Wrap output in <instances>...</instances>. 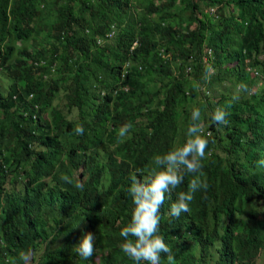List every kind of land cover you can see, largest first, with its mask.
Here are the masks:
<instances>
[{"label":"trees","instance_id":"trees-1","mask_svg":"<svg viewBox=\"0 0 264 264\" xmlns=\"http://www.w3.org/2000/svg\"><path fill=\"white\" fill-rule=\"evenodd\" d=\"M157 1L0 0V73L2 79L1 70L7 68L11 74L6 97L0 80V264H24L21 254L41 246L43 251L32 264H84L72 246L92 225L98 248L108 251L101 264H135L123 254L122 261H115L116 246L123 241L119 230L114 228L111 234L110 218L91 216L102 210L110 195L95 187L91 167L97 169L101 159L86 153L83 137L91 135L90 145L109 150L116 141L112 135L131 124L123 145L140 155L136 141L140 129L133 126L145 115L160 133L172 123L168 137L180 138L175 120L183 113L184 131L189 115L185 105L198 82L217 91L214 101L205 98L199 104L203 131H213L201 161L205 196L197 191L190 212L178 219L162 218L159 234L172 249L176 264H195L196 253L170 226L184 221L195 234L194 223L202 224L205 214L230 216L251 195L253 213H264V169L253 162L264 146V0H226L229 13L222 7L218 18L205 10V0ZM134 4L140 8L134 9ZM27 7L33 10L29 17ZM112 26L115 38L98 44L96 34ZM205 34L212 47L214 72L200 63ZM167 43L174 45V61L182 65L177 78L164 68L168 61L157 54V46L167 47ZM125 59L137 61L140 67H127L121 75ZM15 62L26 66L17 70L12 67ZM185 65H190L189 73ZM36 71L48 76L37 77L34 84L30 80ZM31 91L34 94L28 98ZM218 107L228 112L227 125L212 124L210 113ZM77 125L83 126L84 133L63 162L55 131L73 133ZM31 144H42L46 150L34 152ZM81 165L80 180L74 170ZM22 166L23 190L3 192L5 173H15ZM51 173V187L29 188ZM64 176L72 182H65ZM80 182L82 189L75 186ZM111 200L113 210L109 204L101 213L114 211L115 219L124 221L127 197L113 194ZM201 238L202 248L210 241L201 243ZM161 264H167L166 256Z\"/></svg>","mask_w":264,"mask_h":264},{"label":"clouds","instance_id":"clouds-1","mask_svg":"<svg viewBox=\"0 0 264 264\" xmlns=\"http://www.w3.org/2000/svg\"><path fill=\"white\" fill-rule=\"evenodd\" d=\"M225 1L205 0L207 5L203 3V7L210 16L218 18L222 7H224L225 12ZM175 3L177 4L178 0ZM27 10L29 17L33 14V10L29 7H27ZM151 17L155 18V13L151 14ZM182 25L184 23H181L180 26ZM115 31V27L112 26L101 35L96 34L97 43L104 45L105 41L113 40ZM206 39L207 34L204 35L202 41L200 63L205 67H209L208 71L211 72L213 67L210 63L213 61V52L211 45H207ZM28 42L31 44V37H29ZM19 43H23V39H19ZM135 43L136 41H133L130 48ZM173 46L170 43H167V47L160 44L157 46V54L160 59L168 61L164 68L167 69L170 75L177 78L181 74L182 65L179 61H174ZM137 64L138 62L135 60L125 59L122 62L120 74L123 75L127 72V67L130 69L133 65L139 68L140 65L137 66ZM24 66L26 64L16 62L12 65L17 70ZM184 70L189 73L191 71L190 65H185ZM199 70L201 72V69ZM1 71H4L3 79L0 73V80H3V97H6L8 95V78L11 74L7 68ZM247 71L251 76L255 75V72L248 67ZM40 76L46 78L48 75L36 71L33 73L30 82L36 84V78ZM205 78H207V70ZM196 84L195 93L197 92L200 96L191 105H185V109L189 110V115L186 119L185 125L187 127L184 128V131L182 130L183 113L175 120L177 121L178 135L182 134L180 138L168 137L170 131L173 130L172 123H169L163 133H160L157 124L151 123L152 118L147 121L145 115L136 120L139 123L138 125L133 126V128L140 129L139 139L136 140L140 147V155L136 151H129V148L123 145V139L132 128L131 124L123 125L118 133L112 135L116 141L111 142L109 150H104L101 145H98V148L95 149L93 144L90 145L91 135L88 138L83 137L82 142L88 146L86 153L91 154L95 159H101V161L96 162L98 164L97 169L91 167L97 180L95 187L100 193L106 192L110 195V199L102 207V210L93 211L91 216L93 220L102 217L110 218L112 226L110 233H114V228H116L123 238L122 243L116 246L117 251L113 255L115 261H122L120 254H123L124 258L127 257L135 264H161L162 256H166L167 264H176L172 249L165 242L163 236L159 234L161 219H178L183 213H189V205L193 201L195 193L198 191L205 196L207 188L201 161L206 156L207 138L210 134L212 137L213 131L208 129L203 131L202 127L205 128V125L201 121L202 109L199 104L205 98L214 101L217 91L214 93L211 87L204 86L199 82ZM126 86L123 87L126 88ZM243 87L246 88V86ZM33 94L31 91L28 98H32ZM15 97V95L12 96V98ZM236 99H238V96L233 97V100ZM158 108L161 109V105ZM35 115H33V118ZM227 117L228 112L224 108L218 107L210 113L209 118L212 124L219 127L228 124ZM83 133L84 128L82 125H77L73 133L71 131L63 133L62 128L55 131V134L58 135V141L56 142L61 161L64 162L65 156L80 142ZM203 133L208 134V136L205 137ZM29 148L34 152L46 150L42 144H31ZM74 151L80 152L77 148ZM81 154L83 157V151ZM253 162L264 169V146L256 152ZM24 167L28 170L30 164H26ZM82 169L83 165L74 170V174L80 180L81 173H78V171L81 172ZM23 173H25V171L23 172V166L15 173L6 172L2 191L11 193L23 190ZM53 176L54 174L51 173L37 183L46 182L43 183L45 189L49 188L48 182L49 180H51V184L54 182L52 180ZM8 177L10 182H17L18 180L20 187L5 190ZM62 179L68 183L72 182L67 176L62 177ZM34 184H31L29 188H33ZM75 186L82 189L83 183H77ZM37 187H41L43 190V185ZM90 190H92L91 187ZM119 193L124 194L128 199V217L124 221H122V218L115 219L114 211L108 212L106 215L101 213L109 204L113 210L111 198L113 194ZM240 198L238 196L236 202L239 203ZM1 205L4 206L2 201ZM86 225L89 226L87 222ZM95 227L92 225V230L88 229V233L82 234L76 241L77 244L72 246V251L78 255V258L85 260L84 264H101L103 257L108 254L107 250H101L97 246ZM170 227L178 230L182 241L188 244L190 249L196 253V259L193 260L196 261L195 264H264V213H253L252 195L241 208H233L230 216L226 214V216L218 218L209 213L205 214L202 224L194 223L197 230L195 234L191 230H187L189 225L184 221ZM165 228L169 230L167 227ZM200 238L201 243L206 240L210 242L201 248L198 246ZM55 246V244L51 245L52 248H55ZM35 250H32L28 255L26 253L21 254L24 263L32 260ZM42 251L43 249L40 250V252Z\"/></svg>","mask_w":264,"mask_h":264},{"label":"rangeland","instance_id":"rangeland-1","mask_svg":"<svg viewBox=\"0 0 264 264\" xmlns=\"http://www.w3.org/2000/svg\"><path fill=\"white\" fill-rule=\"evenodd\" d=\"M134 9H138L140 7L136 6L135 4L132 6ZM180 8V7H179ZM229 9L228 7L225 8V13L228 14L229 13ZM214 71V69H211V72ZM215 93V92H214ZM199 96L200 94H198L197 92L195 93V95L193 96V98L189 99L188 102H187V105H191L193 101H195L196 99H199ZM10 178L8 177L7 178V183L5 184V190H8L10 188H13V189H18L20 187V183L18 182H10L9 180ZM43 183H46V182H43ZM43 183H36L34 184L33 188L37 187V186H42ZM48 186L51 187V180H49L48 182ZM44 188H45V185H44ZM42 249L39 248L37 250L34 251V254H33V257H32V260L30 262H26L24 264H32L34 261H36V259H38V256L40 255V250Z\"/></svg>","mask_w":264,"mask_h":264}]
</instances>
